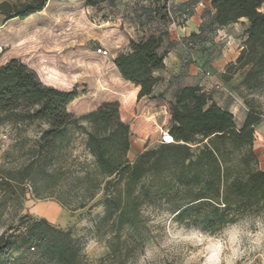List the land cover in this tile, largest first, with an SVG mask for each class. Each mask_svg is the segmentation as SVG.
Masks as SVG:
<instances>
[{
	"label": "trees",
	"instance_id": "obj_1",
	"mask_svg": "<svg viewBox=\"0 0 264 264\" xmlns=\"http://www.w3.org/2000/svg\"><path fill=\"white\" fill-rule=\"evenodd\" d=\"M47 2L24 0L13 8L2 3L0 12L8 15L13 9L24 20ZM210 5L214 16L202 24L203 31L248 22L239 54L221 79L229 82L245 71L238 89L259 90L264 86V0H210ZM162 43L161 35L129 41L113 59L122 80L139 88L137 100L150 97L161 81L154 73L165 68ZM77 98L75 89L43 84L19 60L0 66V128L17 130L34 122L47 126L27 164L0 177V227L5 226L0 264H88L82 244L69 230L21 214L28 187L34 198H51L69 210L92 209L101 195L103 214L94 236L107 242L106 259L118 264H125V253L143 245L149 233L146 208L166 210L179 225L216 234L254 207H264V168H251L258 164L253 145L261 122L253 108L238 129L233 114L218 106L210 92L198 85L183 87L168 103L173 142L146 149L131 162L132 134L121 119L119 102L102 103L78 117L67 110ZM69 131L84 137L86 156L77 164L61 162L58 155Z\"/></svg>",
	"mask_w": 264,
	"mask_h": 264
},
{
	"label": "rangeland",
	"instance_id": "obj_2",
	"mask_svg": "<svg viewBox=\"0 0 264 264\" xmlns=\"http://www.w3.org/2000/svg\"><path fill=\"white\" fill-rule=\"evenodd\" d=\"M48 1L41 12L24 20L16 17L13 9L8 15L0 12V66L16 59L34 70L43 84L63 91L75 89L78 98L67 110L78 117L96 106L100 92L107 87L131 86L116 75L113 64V59L127 50L129 41L161 35L165 42L168 25L182 24L183 20L170 0H105L95 6H88L86 0ZM23 2L0 0V4L8 3L12 8ZM204 31L206 34L186 51L187 60L196 64L197 82H201L207 72L221 81H213L215 84L208 92L217 105L234 114L238 129L252 108L260 114L261 122L255 128L256 143L253 145L258 164L251 168L263 169L264 86L254 92L238 89L245 71L224 82L222 73L210 61L218 58L225 44L214 41L209 28ZM206 41H210V45L205 46ZM164 44L166 48L172 43ZM233 54L229 52V56ZM46 128L41 122L17 130L10 126L0 128V177L27 164ZM165 128L168 129L169 124L162 126L163 130ZM160 134L157 129L144 150L159 146ZM67 139L58 151L60 161L77 164L86 156L84 137L69 131ZM28 189L27 203H23L21 214H29L33 219L42 217L56 227L69 230L82 244L88 264H118L115 259H106L107 242L94 236L95 222L103 214L98 204L101 195L92 202L97 203L92 209L69 210L51 198H34L30 195L31 187ZM39 189L44 190L43 187ZM41 208L55 209L56 216L41 215ZM144 214L149 220V233H144L142 246L125 253L128 254L125 264H264V207L259 210L254 207L253 212L216 234L179 225L166 210L146 208ZM4 228V225L0 227V234Z\"/></svg>",
	"mask_w": 264,
	"mask_h": 264
},
{
	"label": "crops",
	"instance_id": "obj_3",
	"mask_svg": "<svg viewBox=\"0 0 264 264\" xmlns=\"http://www.w3.org/2000/svg\"><path fill=\"white\" fill-rule=\"evenodd\" d=\"M170 3L179 10L178 13L182 15L183 20L182 24L170 23L167 27L165 42L162 43L159 50L165 56V68L154 73L155 76L161 78V81L154 88L152 95L137 100L139 88L124 81V83L131 86L124 88L120 86L107 87V90L100 92L96 106L90 110H95L105 102H119L121 119L129 124L133 133V142L128 153V159L131 162L144 150L146 142L155 137L154 132L157 129L162 131V126L170 123L168 103L174 99L181 88L199 85L204 90L211 91L215 82H221L215 77L207 78L205 76L201 82H197L198 78L195 76L196 64L189 62L187 60L188 56L185 54L189 48L194 47L200 37L206 34L201 26L214 16L210 0H170ZM239 21L244 24L230 23L226 26L214 27L210 31L214 36V41H222L225 44L218 58L210 61V64L216 67L220 73L224 72L227 65L235 62L245 39L248 22L246 19H240ZM166 42L172 44L165 48L164 43ZM203 44L208 46L210 41ZM231 51L234 54L229 56ZM115 73L120 77L116 68ZM120 79L122 78L120 77ZM158 101L160 103L155 104ZM161 114H164V117ZM166 130L168 129L165 128L163 131ZM255 143L256 141L254 146Z\"/></svg>",
	"mask_w": 264,
	"mask_h": 264
},
{
	"label": "built area",
	"instance_id": "obj_4",
	"mask_svg": "<svg viewBox=\"0 0 264 264\" xmlns=\"http://www.w3.org/2000/svg\"><path fill=\"white\" fill-rule=\"evenodd\" d=\"M205 77H207V78H209L210 77V74L207 72V73H205ZM160 138H159V143H161V144H168V143H172L173 142V140H172V137L170 136V134H169V132H168V130H166V131H160ZM166 137L168 138V139H166Z\"/></svg>",
	"mask_w": 264,
	"mask_h": 264
},
{
	"label": "bare ground",
	"instance_id": "obj_5",
	"mask_svg": "<svg viewBox=\"0 0 264 264\" xmlns=\"http://www.w3.org/2000/svg\"><path fill=\"white\" fill-rule=\"evenodd\" d=\"M39 213L43 216H49V217H54L56 216V211L55 209H46V208H41L39 210Z\"/></svg>",
	"mask_w": 264,
	"mask_h": 264
},
{
	"label": "snow or ice",
	"instance_id": "obj_6",
	"mask_svg": "<svg viewBox=\"0 0 264 264\" xmlns=\"http://www.w3.org/2000/svg\"><path fill=\"white\" fill-rule=\"evenodd\" d=\"M166 139H168V138L166 137Z\"/></svg>",
	"mask_w": 264,
	"mask_h": 264
}]
</instances>
